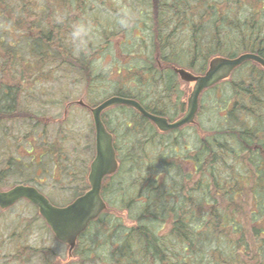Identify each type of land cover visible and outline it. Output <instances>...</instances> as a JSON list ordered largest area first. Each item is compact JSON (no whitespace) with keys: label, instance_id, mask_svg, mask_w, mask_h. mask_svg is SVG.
Returning a JSON list of instances; mask_svg holds the SVG:
<instances>
[{"label":"trees","instance_id":"obj_1","mask_svg":"<svg viewBox=\"0 0 264 264\" xmlns=\"http://www.w3.org/2000/svg\"><path fill=\"white\" fill-rule=\"evenodd\" d=\"M109 1L118 6L113 12L129 8L136 13L131 29H121L110 18ZM77 22L89 23L93 29L95 40L87 56L74 55L68 43L71 26ZM24 24L26 31H18ZM123 34L120 46L127 48L129 59L114 68L123 79L124 74L128 76L125 82L114 83L113 96L136 99L150 113L174 121L182 103L179 97L176 110L170 106L171 93L179 85L176 68L205 73L213 58L243 53L264 58V0H0V53L4 50L0 54V131L5 123L35 121L33 127L43 125L44 137L30 140V148L23 151L28 155L41 144L47 146L43 155L48 148L52 154L63 153L65 138H60L59 131L51 137V119L26 104L32 90L16 81L15 70L34 69L37 79L46 78L50 69L87 79L100 77L99 48L105 43L112 48ZM23 39L28 41V56L20 64L22 57L15 49ZM3 57L8 60L2 61ZM259 75L257 70L250 72L251 87L236 86L237 97L223 115L224 128L200 136L193 151L190 144L173 141L183 127L162 133L134 108L116 107L125 114L119 123L122 138L133 140L124 150L115 142L120 168L106 177L110 183L102 188L108 208L80 235L78 241L85 244L75 247L79 260L72 264H264V245L258 253L252 246L248 251L242 220L249 218V211L236 200L247 179H252V189L264 200V95L259 93L264 77L255 84ZM227 160L233 163L232 173L224 172ZM193 175L196 181L189 185ZM256 208L249 219L255 221L251 229L258 234L264 230L258 221L264 215V203H256ZM115 209L128 211L134 224H125ZM169 222V231L163 235ZM228 236L232 237L230 247L223 244ZM251 252L255 256L249 259Z\"/></svg>","mask_w":264,"mask_h":264},{"label":"rangeland","instance_id":"obj_2","mask_svg":"<svg viewBox=\"0 0 264 264\" xmlns=\"http://www.w3.org/2000/svg\"><path fill=\"white\" fill-rule=\"evenodd\" d=\"M108 3L109 13H112L118 6L112 1ZM3 27L5 28V26ZM26 27L27 24H24L22 28H18V31H26ZM140 34L144 35V32L140 31ZM123 36L124 34L115 39L112 48L106 47V43L99 48L98 57L103 59L101 62L103 69H100L103 76L100 77L87 79L86 76L80 77L73 72L66 73L61 69H50L51 71L47 73L46 78L37 79L34 75V69L29 68L30 70H24L23 72V67L19 66L20 68L15 70L13 77L16 81L25 83V87L27 86L29 90H32L30 95H26V104L32 105L35 112L45 114L43 116L51 119L49 128L51 137L58 134L59 131L62 134L60 138L65 139L62 140L63 153L52 154L53 152L48 148V153L43 155L47 150V146L40 144L36 148L37 150L33 149L27 155L23 149L28 150L30 148L28 142L30 140L34 142L44 137L42 135L43 125L33 127L35 121L29 124L22 122L16 124L13 122L5 123L4 130L0 131V173L4 172L0 184L1 190L7 191V189L19 183L25 184V182H28L27 184H29L34 178L30 183L35 184L40 192L45 193L52 203H57L60 206L71 203L76 199V193L82 192L83 189H86L85 192H87L90 188L88 179L91 169L90 163L96 152L95 125L90 109L114 95L117 87L114 83L126 81L128 75L123 73V79V76H119L114 68L118 62L122 65L129 59L127 48L120 46ZM27 42L26 39H23L22 42L16 45L18 47L15 49L18 51L17 55L22 57L20 64H24L25 59H27L25 56H28L25 53L28 48ZM0 54L3 55L4 50ZM6 60L8 59L3 57L2 61ZM253 64L245 65L243 63L240 66L243 69H241V73L237 74L235 72L230 78L216 85L217 87L213 88L214 90L212 88L206 90L200 99V110L196 123L181 128L180 132L173 136V141L190 144L193 151L196 145L198 146L200 136H206V133L211 132L213 129L222 130L225 120L223 115L226 114L228 108H232L237 97L235 95L237 93L236 86L242 84L251 87L253 85L252 80L249 78L251 71L257 70L260 72L255 84H258L262 76L264 77V68L257 62ZM11 68H14L13 65ZM187 69L195 74H204L196 73L190 68ZM106 72H109L108 76ZM178 83L177 88L171 93L173 102L170 103V106L175 111L177 106L175 104H178L179 97H181L185 109L183 110L182 103L178 105L180 108L178 114L174 117V121L182 118L185 114L188 107L187 101L195 84L184 82L179 75ZM224 83L227 85L226 88L223 86ZM153 92L158 91L154 90ZM259 93L264 95V87ZM82 102L85 105H81ZM248 103L249 106L253 107V103ZM116 107L118 106L107 108L103 114L104 116L106 114L105 121H109L107 127L116 133L113 134L114 143H118L121 150H124L131 145L133 139L127 141L126 135V138H122L123 131L119 123H121L125 114ZM245 113L248 114L247 111ZM28 135L30 136L27 139ZM45 161L47 164L41 166L40 164ZM227 161L228 165L224 172L232 173L233 163ZM22 166L24 167L23 171L20 170ZM196 178L197 176L193 175L189 185H194ZM251 180L244 181V188L236 194L239 205L243 203L246 212L249 211V218L254 217L250 212L251 210L257 211L256 203H260V201L264 203L263 197L256 194L252 189ZM106 183H110L108 179H106ZM253 207L254 209H252ZM114 212L125 218V224H134L130 220L128 211L122 210L119 212L115 209ZM248 219L242 220L247 229L248 251L250 252V246H252V249L258 253V250L261 251L264 245V230L261 229L258 234H255L251 229L255 221ZM258 221H262L264 226V215L260 216ZM170 226L171 222L166 224L161 233L163 235L168 233ZM226 239L223 244L230 247L232 237L228 236ZM238 239H240V236L236 238V240ZM83 244H85L84 241H78L77 243L80 248ZM251 256H255V253L251 252L249 259ZM261 256H259V260ZM78 260L77 250L70 248L68 244H64L54 237L45 219L39 214V210L34 204L21 199L6 210L0 207V264H46L50 262L72 264Z\"/></svg>","mask_w":264,"mask_h":264},{"label":"water","instance_id":"obj_3","mask_svg":"<svg viewBox=\"0 0 264 264\" xmlns=\"http://www.w3.org/2000/svg\"><path fill=\"white\" fill-rule=\"evenodd\" d=\"M253 60L264 67L263 57L255 53H243L230 59L215 58L211 61L208 71L204 75L195 76L187 70L178 69L177 72L184 81L194 82L195 84L187 101V111L176 122H170L166 117L151 114L133 98L118 95L107 98L91 109L95 123L96 156L90 164L91 169L88 175L90 188L88 191L77 197L73 203L60 207L52 204L45 194L39 192L36 187L18 184L7 189V191L0 190V207L8 209L20 199H27L38 207L40 215L45 218L54 235L62 242L69 243L73 247L79 235L89 227L90 221L98 218L102 211L106 209V202L102 198L103 182L106 176L115 173L119 168L113 135L106 130L101 117L102 113L112 106H130L154 122L162 132L176 130V128L195 122L200 107L199 99L203 91L230 77L231 73L244 62Z\"/></svg>","mask_w":264,"mask_h":264},{"label":"clouds","instance_id":"obj_4","mask_svg":"<svg viewBox=\"0 0 264 264\" xmlns=\"http://www.w3.org/2000/svg\"><path fill=\"white\" fill-rule=\"evenodd\" d=\"M110 18L123 30L131 29L137 19L136 13L129 8H120L118 11L109 13ZM63 18H58L57 22H62ZM93 29L89 23L77 22L71 26L68 36L74 55L80 56L89 54L90 45L94 42Z\"/></svg>","mask_w":264,"mask_h":264}]
</instances>
